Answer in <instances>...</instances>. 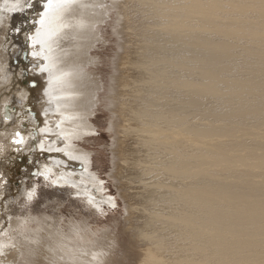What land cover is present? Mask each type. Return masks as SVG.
Returning <instances> with one entry per match:
<instances>
[{
  "label": "bare ground",
  "instance_id": "bare-ground-1",
  "mask_svg": "<svg viewBox=\"0 0 264 264\" xmlns=\"http://www.w3.org/2000/svg\"><path fill=\"white\" fill-rule=\"evenodd\" d=\"M118 1L122 3L77 0L67 14L65 22L73 27L63 30L52 55L58 68L71 75L53 83L50 93L56 99L49 103L44 95L47 74L35 71L30 76L37 84L32 88L37 102L31 106L35 131L39 133L45 126L43 112L48 109L49 138L55 140L53 133H62L61 147L68 144L66 151L74 155L86 153L75 143L89 136L84 133L94 131L89 117L103 86L94 71L97 61L93 50L102 41L99 29L109 12L119 16ZM123 1L137 13L130 15L128 29L135 32L130 36L135 42L128 49L130 66L137 72L125 76L130 82L115 78L114 83L128 88V92L117 94L113 88L109 98L123 124H113L118 136L114 175L123 180L121 198L128 205L132 222L128 256L133 259L137 241L142 246L140 264H264V0ZM9 15L10 20L8 14L2 16L6 21L0 20L4 23L0 27V66L19 74L22 68L14 69L13 65L38 62L30 54L27 60L16 59L24 55L25 36H17L13 43L9 29L21 26L24 17ZM29 24L32 32L34 26ZM51 26L58 27L57 21ZM35 27L45 28L42 24ZM115 33H119L117 29ZM43 40L38 34L34 42L43 44ZM46 51L42 47L40 55ZM10 87L0 82V117ZM15 92L11 87V93ZM28 100L20 101L17 96L10 105L13 123L9 133L20 119L18 104L27 107L31 103ZM62 117L64 122L57 128ZM25 126L34 128L31 120H25ZM0 146V160L17 156L9 135H0ZM31 155L35 161L40 152ZM59 157L62 162H46L55 179L63 177L62 183L68 180L74 185V193L78 191L87 200L100 198L89 169L69 171V164L80 170L82 165L62 153ZM16 162L28 163L20 156ZM0 170H7V165L0 164ZM15 172L11 169L10 174ZM92 189L97 193L90 192ZM11 199L0 200V226L10 224L0 239L8 253L0 258L2 264H20L29 257L36 244L30 241L38 239V229H42L30 227V222L38 224L36 218L28 221L15 215L6 221L2 212ZM55 220L45 221L44 234L50 240L60 231V247L69 250L62 255L72 264H97L93 259L91 263L78 261L80 255L78 263L71 258L78 245H69L80 243L84 247V237L72 225L65 232ZM93 253H89L91 258Z\"/></svg>",
  "mask_w": 264,
  "mask_h": 264
},
{
  "label": "rangeland",
  "instance_id": "rangeland-1",
  "mask_svg": "<svg viewBox=\"0 0 264 264\" xmlns=\"http://www.w3.org/2000/svg\"><path fill=\"white\" fill-rule=\"evenodd\" d=\"M118 2L120 3L119 16L113 10L109 12L107 21L102 23L99 29V33L101 36L100 38L102 41L100 44L96 45L93 50L94 56L97 61L96 64L99 67L97 68L96 65L94 67V71L96 72L95 74H97L96 76L100 79L103 87L101 89L102 91H100L101 93L99 95V101L96 106L97 109L95 107V111L91 114L92 117H89V119L93 125L94 131L98 132L99 135H89L84 137L82 140L78 141V143L77 142L75 143L80 148L85 150V152L88 154L90 158L91 164H89L88 169L90 171V174L95 176L94 179L96 180L99 186V191L98 190L97 191L100 197L98 199L95 197L93 198L97 199L95 201L100 207H103L106 211H108V215L106 217L100 216L97 213H95L94 210H90L88 208L87 198H85V196L79 195V199H73L72 198V194H74L73 187H69V186L53 187L50 184H45L42 177L39 178V188H38L39 199L36 200L35 203L31 206L30 211L28 209H24L23 204H24L25 193L23 190L37 183L36 178L31 177L30 173L35 170L38 164L42 165L44 161L47 163L53 162L52 161L53 158L51 159V157L53 156L51 155H54L56 152L50 155H48V153H43V154L40 153V155L37 156V159H35L34 161L35 163L32 164L29 163L24 164L22 162H18V163L16 162V166H15L16 172L14 173L12 179V181L14 182L12 183L13 186L11 187V189L13 190L8 192L7 193L8 195L6 194V198L4 199V201H6L9 198V196L12 199L10 200L9 203L5 204L7 205L8 208L3 210L2 216L6 221H10V219L15 215H19L20 218L24 217L28 221H30L31 218H36L38 219V224H36L35 222H30L29 223L30 227L34 229L38 227L42 228V229H38L37 232L39 234L38 239L40 240V243L35 244V248L33 249L32 254H30L29 257H26L20 264H63V263L72 264L71 261L69 262L70 260L69 258H65L62 255V253L69 252V250L64 247H60L61 241L58 240V245H59L58 246L57 244H54L51 239L48 240L49 239L47 237L48 234H44V231L46 230L45 228L46 222H51L55 219L57 220L55 221L62 228L66 229L65 232H69L68 226L72 225L76 229H78L80 231L79 233L82 234V237H84V241L82 243L84 244L83 245L84 247H81L80 243H77L75 245L72 244L69 245L72 248L78 245L77 248L74 249L75 252L74 256H71V258L74 259L75 262H77L76 260L80 255L82 256V259H78V261L83 262L82 260H87L89 261V263H91L92 258L90 257L89 253L96 251L99 252L108 251L112 245L113 240L119 239L120 247L119 246L111 247V254L104 257L105 260L103 261V264H140L139 260L141 259L142 256L141 255L142 246L140 245V243L138 244L137 241L136 243H134V247H133L135 251L134 256L132 257L133 259H131L128 256L129 251H127L126 246L128 245L130 232H132L130 226L131 225L130 223L132 222H130L131 220L129 215L127 216L123 215L125 205L128 206L125 203V201H123V199L121 198V194H122L121 181L123 180L121 179L120 175L118 174L114 175L115 172L114 166L116 161L114 149L116 147L117 144L116 140L118 137L117 133L114 131V126H119V124H122V120H120V118L117 119L118 115L114 114L115 111L110 106V98H109L111 97L110 90L114 88V92L117 94L118 92L123 90L127 91L128 88H126L125 90L121 88L120 85L114 83V81L116 79H124L130 82L131 81L130 78H127L125 76L132 75L131 72L132 73L137 72L136 70H133V67L130 66L129 63L130 49H128L132 46V43L134 44L135 42L134 41L135 38L130 37L134 35L135 32H133L134 33L133 34L131 31L130 32L128 31V29L130 28L129 26H131L129 24V19L132 16H137V13L135 14L134 12L135 9L133 6L131 8H128L130 4L129 2L123 0L122 3L121 1ZM27 3L28 0H0V20L6 21L5 18H2L4 14H8V18H9L8 20H10L12 17L9 15L10 13H12V15L14 14V16L17 15L16 17L18 18L24 17L23 21L20 20L22 21L21 26L25 28L24 29L25 33H28V30L30 32V29L27 28L28 29L27 30L26 27L30 28L29 23L32 22V20L37 16V13L40 9V0H35L34 7L30 9L26 7ZM20 8L23 9L24 14L22 13V15H21L22 11L19 10ZM29 10L32 11L31 14L29 13ZM25 11H27V14ZM131 12H133V14ZM0 23H1L0 27L4 26V23H2V21H0ZM114 29L115 30L117 29V32L119 33H114ZM20 36L24 37L23 34H21ZM16 41L17 40H15V42ZM14 47H16V45H14ZM133 48L136 47L133 46ZM23 49L24 52L25 51L29 52L27 48H23ZM20 60L22 61L23 59L21 58ZM98 61L100 62V64ZM30 63L32 62L30 61ZM28 65L29 62L28 63L25 62L22 64L19 63L13 65V68L15 69V67H17L19 70V67L25 68ZM127 95L128 94H125V98L127 97L126 99H129ZM116 97L118 96L116 95ZM122 97L120 96L119 98ZM60 145L62 146V143ZM32 153L34 152L29 153L28 156L21 155L20 157L25 158L26 161L28 162V158L34 160V158H32L31 155ZM44 154L45 155L47 154L46 156L48 157H45ZM59 155L60 153L58 154L57 157H59ZM59 158L61 159L62 157ZM116 164L117 166L120 165V161L117 160ZM72 166H74V164H72ZM72 166L71 164H69L68 166L69 171H71L72 169V171L74 170L73 172H75V170L76 172H80V173L82 172V170H80L79 167L77 169L75 168V166L74 167ZM21 167L24 168V171L19 172V174L16 175L17 170L20 169ZM12 170L14 171V168H12ZM21 177H23L26 180V184L21 183L17 185V180H19ZM52 178L55 179L54 176ZM101 180L105 181V184L101 185L100 184ZM94 191L95 189L94 190L92 189L90 192H94ZM20 193L21 195L19 196ZM94 193L97 192L95 191ZM109 194L116 195L120 199L119 211L113 212L112 210L108 209L107 205L104 203V201L107 199V196ZM101 198L104 200L101 201ZM9 225H10L9 223L7 224L5 223V226L4 225L0 226V229L3 228L2 231H0V239L4 237L3 236L4 232L7 231ZM55 248L56 250H50ZM47 254H49V256Z\"/></svg>",
  "mask_w": 264,
  "mask_h": 264
},
{
  "label": "snow or ice",
  "instance_id": "snow-or-ice-1",
  "mask_svg": "<svg viewBox=\"0 0 264 264\" xmlns=\"http://www.w3.org/2000/svg\"><path fill=\"white\" fill-rule=\"evenodd\" d=\"M35 0H28L26 5L27 8L34 7ZM77 0H40V9L37 13L38 18H34L32 20V24L34 26V30L32 32L25 33L23 26H13L9 29L12 33V41L15 42V38L21 34L25 36V45L24 48L30 49V53L25 51L23 57L19 55L16 57L17 60L24 59L27 60L28 55L30 54L34 61L38 63H34L32 68L23 69L19 72V74L15 72H10L8 70V66H0V82L10 85L16 89L15 94L11 93V87L9 89L10 95L9 97L5 98L4 103V112L2 117H0V127L3 128V131H0V135H9L10 136V143L15 146L12 151H14L17 156L8 157L7 160H0V164H6L7 170H0V200H4L6 198V194L11 191L12 186V174H10L11 169L15 168L17 157L24 155L28 156L29 153L39 151L40 153H48L49 155L53 152L62 153L64 156L68 158L70 161H78L82 165V171L88 170V165L91 163L88 155L86 153H81L80 155H74L70 151H66L69 147L68 144H64L63 147L60 145V140H63L65 137L62 133H53L57 139L53 140L49 138L48 134L51 132V129L47 127L49 121L47 119L48 109H45L43 112V116L45 117L43 123L44 127L39 128V133L35 131V120L32 115L31 109L26 107L25 103H19L18 107L22 109L21 112L17 113L20 117L16 121V128L11 133L8 132L9 127L13 123V115L12 112L9 110L10 105L16 102V97H19L20 101H27L29 97V93L27 89L35 88L36 83L33 80L25 79L24 72H32L35 70L38 74H47L48 80V87L43 90L44 95L49 97V103L52 102L53 97L50 93V89L54 82H61L64 80L65 77L71 75L69 72H64L63 70L58 68V61L56 58L53 57V45L58 43L59 39L63 38V30L72 28L73 25L70 23L65 22L67 14L76 6ZM23 11V9H20ZM55 20L58 23V27L53 28L51 26L52 21ZM44 25L45 28L42 30L41 28L35 27L36 25ZM83 27V24L79 25ZM114 29V33H115ZM42 35L44 37L43 44L35 43L37 36ZM5 43L7 44L9 41V37L6 34L4 37ZM46 48V52L44 55H40L41 48ZM7 51V48L5 49ZM21 51H24L22 48ZM59 73V74H56ZM25 120H31L33 122L34 128L33 130H28L25 126ZM64 122V118L62 117L59 122L56 124L57 128H60ZM27 133V135H26ZM42 134L41 138L38 140V135ZM84 135H99L98 132H86ZM37 143L32 144L29 141H37ZM3 146H0L2 149ZM28 163L32 164L35 163L31 158H28ZM24 168L21 167L17 170L16 175L19 172H23ZM55 175L52 169L49 167L48 164L37 165L35 170L30 173V176L36 178L37 183L33 184L30 187L25 188L23 191L25 193L24 196V204L23 208L31 210V206L35 203L36 200L39 199V178H43L45 184H50L53 187H73L74 185L70 183L68 180H63V177H59L53 179L52 177ZM70 176L71 173H68ZM25 183L26 180L21 177L17 180V185ZM100 184H105V181L101 180ZM73 199H79V192L72 194ZM107 205V208L112 210L113 212L120 210V199L113 194H109L107 199L104 201ZM87 205L90 210H94L100 216H107L108 211H106L103 207H100L94 198H90L87 200ZM7 207V205H5ZM124 216H127V206L125 205ZM47 218V217H46ZM2 231V229H0ZM62 238L60 231H56L50 239L53 241L54 244L58 245V239ZM31 243H40L39 239L30 241ZM13 246L14 245H10ZM59 246V245H58ZM119 246L120 241L119 239H114L112 242L111 247ZM111 247L108 251H101V252H94L92 255V259L97 261V264H103V261L100 259L101 257H106L111 254ZM5 245L4 243H0V257L7 256L8 253L4 251ZM50 250H56L50 249ZM2 264V262H0Z\"/></svg>",
  "mask_w": 264,
  "mask_h": 264
},
{
  "label": "water",
  "instance_id": "water-1",
  "mask_svg": "<svg viewBox=\"0 0 264 264\" xmlns=\"http://www.w3.org/2000/svg\"><path fill=\"white\" fill-rule=\"evenodd\" d=\"M27 28L29 29V27H26V29H27ZM28 29H27V30H28ZM27 50H28V49H27ZM31 62H32V61H31ZM34 63H36V62L29 63V65L26 66L25 68H22V70H23V69L32 68V65H33ZM33 72H35V70H33L32 72H27V71H25V72H24V77H25V79L31 80V79H30V76L32 75ZM35 83H36V82H35ZM36 86H37V84H36ZM27 90H28V92H29V100H28V101L31 102L30 104L27 105V108L31 109V106L35 105L36 102H37V100H36V96H34V93H32V88H31V89H27ZM33 114H34V112H33ZM45 157H46V156H45ZM47 157H48V156H47ZM61 160H62V159H60L59 157H57L56 155H54L52 161L62 162ZM44 163H46V162L44 161Z\"/></svg>",
  "mask_w": 264,
  "mask_h": 264
}]
</instances>
